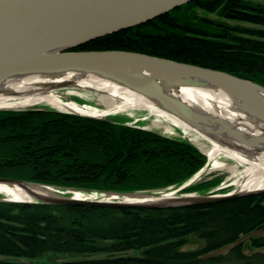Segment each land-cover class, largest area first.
<instances>
[{"label":"trees","instance_id":"trees-1","mask_svg":"<svg viewBox=\"0 0 264 264\" xmlns=\"http://www.w3.org/2000/svg\"><path fill=\"white\" fill-rule=\"evenodd\" d=\"M73 50L139 52L264 86V0L191 1ZM205 161L188 141L109 118L0 110V177L88 192L146 191L180 185ZM190 236L203 245L184 249ZM50 254L73 257L57 264H264V191L155 209L0 201V264Z\"/></svg>","mask_w":264,"mask_h":264},{"label":"water","instance_id":"water-1","mask_svg":"<svg viewBox=\"0 0 264 264\" xmlns=\"http://www.w3.org/2000/svg\"><path fill=\"white\" fill-rule=\"evenodd\" d=\"M191 1L195 0H0V92L4 83L19 77L55 79L68 73L80 77L92 75L145 95L199 133L209 137L219 135L253 152L263 151L264 132L246 134L223 119L192 107L176 92L192 87L219 90L238 111L264 125V86L225 71L139 52L73 50L97 38L146 23ZM72 83L68 80L51 83L49 89L73 87ZM0 184L16 185L29 196L24 200L0 201L145 209L210 204L264 191L263 188L226 194L168 195L147 200L137 197L146 191L85 194L84 189L65 188L60 192V187L52 186L56 192L39 195L32 187L50 186L6 177H0Z\"/></svg>","mask_w":264,"mask_h":264},{"label":"bare ground","instance_id":"bare-ground-1","mask_svg":"<svg viewBox=\"0 0 264 264\" xmlns=\"http://www.w3.org/2000/svg\"><path fill=\"white\" fill-rule=\"evenodd\" d=\"M72 81L74 88L92 89L101 93L99 101L104 106V110L99 113L95 109L79 106L72 101H65L60 97V91L51 90V83L61 81ZM177 96L205 113L213 117L223 119L227 124L238 127L246 134H259L264 132V125L246 117L242 112L234 107L233 103L219 90L209 88H182L178 90ZM117 98L122 104H117ZM45 103L51 108L66 111L79 112L88 115H106L125 109L147 110L155 117L153 123L159 127V122H166L181 127L192 132L200 140H193L197 148L203 150L209 161H214L211 169L227 170L229 177L236 176L233 184L236 185L235 192L254 191L264 188V150L253 152L245 146L235 144L232 141L222 139L219 135L209 137L191 128L185 121L162 109L157 103L145 95L126 87L115 81L102 79L92 75L78 76L76 74H65L55 79L39 77L35 75L19 77L8 80L4 83L0 92V108H20L34 104ZM229 158L233 164L226 166L217 162L219 157ZM244 166L240 174L237 173L239 166ZM228 177V178H229ZM8 185L0 184V189H6ZM10 187V186H8ZM32 191L39 195L54 193L51 187L34 186ZM13 199H29L26 192L17 187L11 186L9 189ZM165 195L144 193L137 195L138 198L154 200Z\"/></svg>","mask_w":264,"mask_h":264},{"label":"rangeland","instance_id":"rangeland-1","mask_svg":"<svg viewBox=\"0 0 264 264\" xmlns=\"http://www.w3.org/2000/svg\"><path fill=\"white\" fill-rule=\"evenodd\" d=\"M197 12L199 14H205L201 10H198ZM209 17L215 18L216 16L215 14H212V15L209 14ZM229 23L235 24L236 22L230 21ZM240 24L245 25V26L251 25V24H245V23H240ZM58 91L61 92L60 97L65 101H72L79 106L95 109L96 112H99V113H101L105 109L104 106L99 101V95L101 93L94 91L92 89H86V88L80 89V88H74V87H67V88L58 89ZM116 100H117V104H122L123 102L119 98H117ZM28 108H42V109L59 111V110L51 108L49 105L45 103L34 104V105L20 107V108H7V109H0V110H18V109H28ZM59 112H66V111H59ZM66 113H71V112H66ZM95 116L102 117V118H109L117 122H122V123H126L129 125L138 126L144 129L157 131L169 137L181 138L185 141H188L195 148H197L196 145L193 143V140H198L199 138L195 136V134L182 129L181 127H177L176 125L170 124L166 122V120L160 121L159 127H156L153 123V120H155V117L151 115L147 110L125 109V110H120L118 112L109 113L106 115H99V116L95 115ZM197 149L204 154L206 161L203 164V166L195 174L190 176L188 179H186L184 182H182L178 186L173 185V186H168V187L161 188V189L146 190L145 193L165 195V196H168V195L179 196L183 194L209 195V194H226V193L233 192L236 189V185L233 184L236 176L229 177L228 171L224 169L210 170L214 161H209L207 158V155L203 152V150H200L199 148ZM217 162L224 163L226 166L234 163L233 160L229 158L221 157V156L218 158ZM243 167L244 166L242 165L239 166V169L237 170L238 174H240ZM211 181H214L215 184L205 186L204 188L202 187V188H197L195 190L194 189L189 190V188L197 184H200L203 182L204 183L211 182ZM31 182H34V181H31ZM35 183H39V182H35ZM40 184H45V183H40ZM45 185H49V184H45ZM49 186L53 188L52 185H49ZM44 187H47V186H44ZM9 188L10 187L7 186L6 189H0V199H13V195L11 191L8 190ZM59 190L60 192H64L65 188H61ZM130 192H134V191H130ZM81 194L82 195L88 194V191L85 194L84 192H82ZM18 200H24V199H18ZM202 245H203V240H200L195 236H190L188 243L184 245L183 248L191 250V249L199 248ZM227 249L228 248L226 247V248H223L221 251L224 252ZM129 253L137 254L136 251H130ZM4 258L6 257L0 255V259H4ZM72 258L73 257L67 256V255L58 256L57 258H55L52 254H50V255H44L43 257L39 259H28V258L23 257V258L18 259V261H22L28 264H57L63 260H68Z\"/></svg>","mask_w":264,"mask_h":264},{"label":"flooded vegetation","instance_id":"flooded-vegetation-1","mask_svg":"<svg viewBox=\"0 0 264 264\" xmlns=\"http://www.w3.org/2000/svg\"><path fill=\"white\" fill-rule=\"evenodd\" d=\"M6 178H10V177H6Z\"/></svg>","mask_w":264,"mask_h":264}]
</instances>
